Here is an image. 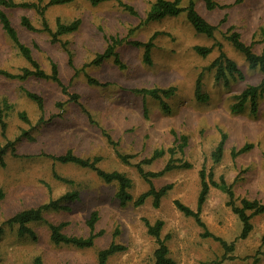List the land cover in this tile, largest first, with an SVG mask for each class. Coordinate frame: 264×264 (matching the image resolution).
<instances>
[{"label": "rangeland", "instance_id": "obj_1", "mask_svg": "<svg viewBox=\"0 0 264 264\" xmlns=\"http://www.w3.org/2000/svg\"><path fill=\"white\" fill-rule=\"evenodd\" d=\"M119 1L135 14L117 1L91 6L86 0H73L47 7L44 16L52 32L57 21H80L75 32L60 36L55 44L42 31L41 17L35 10L0 6L40 69L50 75L51 65L55 64L66 87L64 92L48 79H8L0 73V108L6 125L4 134L0 128V150L13 142L2 155L0 165V190L4 195L0 201V264H32L37 258L41 264H96L97 253L111 243L124 250L110 256L105 264H153L157 245L142 219L150 224L163 222L160 238L175 264H264V214L253 216L251 232L245 239L239 238L241 222L227 206L228 196L219 187L222 182L231 187L237 206L241 199L264 205V96L258 99L255 115L248 104L241 112L231 111L235 96L248 86L260 84L264 74L251 70L225 38L228 29L233 28L246 45H252L254 53L260 54L264 45V0H211L218 5L213 10H208L203 0H182L184 7L192 1L196 11L216 27L212 38L195 33L184 14L144 22L154 0ZM22 16L37 31L22 27ZM110 37L124 40L115 47L123 68L113 58L91 65ZM150 39V64H146L144 48L130 43ZM219 45L242 78L227 74L225 79L215 78V70L209 66L219 55ZM195 46L214 47L202 57L194 51ZM23 68L32 69L0 24V72L18 75ZM86 76L107 86L89 85ZM198 79L200 95L207 97L202 102L195 98ZM143 88L172 89V95L164 99L168 110L164 111L159 101L132 91ZM24 91L42 98V111ZM71 95L77 96L76 102ZM222 135L223 152L215 163L212 153ZM17 138L19 141H15ZM182 145L183 151L179 152ZM244 145L252 148L232 157L231 151ZM169 149L174 150L172 156ZM67 151L82 158L99 157L100 169L124 173L131 181L128 192L133 200L149 189L134 165L150 158L154 151L164 153L150 165H142L144 172L157 173L170 159L175 164L187 163L189 168L174 169L151 179L156 189L171 186L158 208L153 207L151 197L135 207L133 201L120 204L115 197L117 183L106 184L90 169L50 158ZM116 152L130 156L128 165L119 160ZM202 168L220 184L209 185L200 219L209 233L233 244L223 261L221 245L210 237H201L203 230L194 219L174 206L177 200L196 211ZM70 192L77 193L75 200L61 202V209L49 210L42 221L28 224L35 238L19 236L16 225H5L15 214ZM93 212L97 214L93 234L98 236L92 247L79 249L50 241L48 223L64 224L63 234L86 238L90 234L87 221Z\"/></svg>", "mask_w": 264, "mask_h": 264}, {"label": "trees", "instance_id": "obj_2", "mask_svg": "<svg viewBox=\"0 0 264 264\" xmlns=\"http://www.w3.org/2000/svg\"><path fill=\"white\" fill-rule=\"evenodd\" d=\"M43 0H38V3H15L13 0H0V6L3 8H23V9H33L36 11V13L41 17V24H42V31L49 34L50 36V42L55 44L58 43V39L60 36L70 34L75 32L79 25L80 21L75 20L69 24H63L60 21H57L56 23V29L54 32H52L47 24V21L45 20V11L47 7L50 6H59L64 5L72 2L73 0H48L47 3L43 6L41 5ZM89 2L91 6H97L102 3L110 2V1H117L118 4L123 7L126 11L131 13L132 15L135 14L133 9L130 6L122 4L119 0H86ZM206 8L208 10H213L214 8L218 7V5L214 4L211 0H203ZM180 14H184V18L187 21V23L192 27V29L197 34L204 35L208 38H212L214 35V32L216 30V27L209 24L195 9L194 3L188 2V4L184 7L182 6V0H154L153 3L150 6L149 11L146 14V18L144 22H155L160 21L164 18H173L177 17ZM0 24L7 35V37L10 39V41L13 43L15 48L18 50L20 55L26 60V62L29 63L31 66V70L28 68H23L21 70V74L18 75H12L7 72H0L4 77L8 79H18V80H24L27 77H35L40 79H48L52 82L56 83L61 89L65 92L66 87L63 85V83L60 81L58 77L57 67L55 64L51 65V74L46 75L39 67V64L33 59L31 55V51L20 42L15 29L12 27L11 22L8 18V16L0 10ZM20 24L22 27H24L28 31H37L29 22L28 18L25 16L21 17ZM226 40L231 44V46L239 52L245 59V61L248 64V67L251 70L258 69L262 74H264V45L262 48V51L260 54H256L252 50V45H246L242 40L238 32H236L233 28H229L226 36ZM124 40L116 39L114 37H110L108 39V45L104 49L102 53L96 54L93 60L91 61V65L98 66L100 65L104 60L113 58V61L116 65L123 68L122 64L119 61L118 55L115 53V47L118 44H121ZM128 43V42H127ZM131 45L135 47H143L144 48V54H143V62L146 64H150V51L152 48V40L150 39L146 43H141L137 41H133L130 43ZM216 46V45H215ZM214 47V46H213ZM212 47V48H213ZM221 46L219 45V55L217 58L212 62V64L209 66L210 69L215 70V78L217 80L219 79H225L226 74L234 77V75H237L239 78H242V74L236 64L226 57L225 53L221 50ZM212 48L207 47H201V46H195L193 49L194 51L202 56H207ZM87 83L89 85L94 86H107L106 83H99L97 80L86 76ZM200 79V78H199ZM197 80L196 87H195V98L197 101L202 102L207 99L206 96L200 95V80ZM133 93L142 95L144 97H151L154 100L159 101L160 106L164 111L168 110L167 104L164 102V99L169 98L172 95V89H135L132 90ZM26 97L34 101L39 110L42 111L43 109V101L42 98L38 95L24 91ZM264 96V80L260 82V84L256 86H248L246 89H244L239 95L235 96V102L231 106V111L234 112H241L245 105L248 104L250 108V112L252 115L256 114L257 111V102L258 99ZM70 99L73 102H76L77 96L71 95ZM61 106V104H58ZM20 118L24 121H26V118L23 114L19 115ZM0 128L2 131V134H4L6 125L3 121V111L0 108ZM20 138H17L15 141H19ZM184 143L186 139L182 137ZM225 142V135L221 136V139L217 146L215 147L214 152L212 153V158L215 163L220 161L222 152H223V146ZM13 142H8L5 148L0 150V165H3L2 155L5 153V150L8 146H12ZM251 145H244L238 150H232L231 155L232 157H235L237 155H240L249 149H251ZM179 152L183 151V145L179 146L178 148ZM163 151H154L153 155L148 158L142 160L140 163L134 165V168L136 169L137 173L140 175L141 178H143L149 185V189L147 192L140 195L138 198L133 200V197L129 194L128 189L131 187V181L130 179L121 172L118 171H111L107 172L102 169H100L97 164L100 161L99 157H93L90 158H82L74 155L71 151H67L63 155L59 156H51L50 158L54 161H57L62 164H75L81 168H87L95 172L97 177H99L104 183L110 184V183H117V192L115 194V197L119 200L121 205H124L125 203L132 202L135 207L141 206L145 199L148 197L152 198V205L154 208H158L160 204V200L166 196L167 192L170 190L171 186L167 185L160 189H156L153 184L151 183L152 178H157L165 174L166 172H169L174 169H182V168H189V164L183 163V164H175L173 162V159H170L167 164L164 166V168L157 172H144L142 165H150L155 159L160 158L163 155ZM168 153L172 156L174 154L173 149H169ZM264 155V154H263ZM116 156L119 158V160L123 163L128 165V159L130 156L128 155H122L119 152H116ZM56 179L66 181L58 177L57 175H54ZM199 181H200V190L197 197V203H196V211L191 210L189 207L185 206L181 202L175 200L174 206L176 209L181 212L186 217H191L194 219L195 223L203 230V233L201 234V237H210L214 241L218 242L221 247L224 250V255L221 258V261L226 259V254L233 250V244H227L224 240H222L219 237L214 236L213 234L209 233L206 230L205 224L200 219V210L202 205L204 204L206 197L209 192V185L218 187L219 185L216 184L212 179V173L209 172L206 174L204 168L201 169L199 172ZM224 189L228 196L227 206L230 207L231 211L238 217L239 221L241 222V232L239 238L245 239L249 233L252 230V226L250 223V219L258 214H264V205L261 204L257 200L249 201L247 199H241L240 205L237 206L234 202V196L233 192L231 190L230 186H225L224 182L219 186ZM3 192L0 190V201L3 198ZM77 198V193H66L65 195L61 196V198L57 200H51L47 202L46 204L40 205L37 208L34 209H27L23 210L11 218H9L5 225L12 227L16 225L18 227L17 234L19 236H29L31 238H35V234L32 232V230L28 227V224L34 223V222H40L43 220V214L49 210H59L61 209L60 203L63 201H73ZM247 212H250V214H247ZM97 220V214L93 212L87 221V226L90 230V234L86 238L82 237H75V236H68L62 233V226L64 224L55 225L52 223H48L49 228V239L54 245H70L74 246L79 249L84 248H90L94 244V239L98 236V234H93L94 230V224ZM148 235L154 237L157 248L155 249L153 256H154V263L153 264H175V262L169 257V250L167 245L165 244L164 240L160 238V231L163 226V222L158 220L154 224H150L146 219H142ZM2 233V230L0 228V235ZM264 240V237H263ZM124 250L123 247L118 246L114 243H111L107 248L100 250L97 253V263L96 264H105L108 258L115 253H118L120 251ZM218 261H214L211 263L206 264H218ZM32 264H41L40 260L37 258L33 261Z\"/></svg>", "mask_w": 264, "mask_h": 264}]
</instances>
